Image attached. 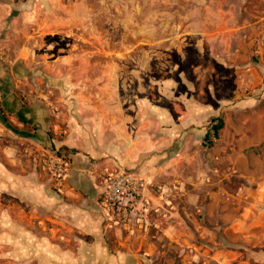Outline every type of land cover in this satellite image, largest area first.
Returning a JSON list of instances; mask_svg holds the SVG:
<instances>
[{"label":"rangeland","instance_id":"obj_1","mask_svg":"<svg viewBox=\"0 0 264 264\" xmlns=\"http://www.w3.org/2000/svg\"><path fill=\"white\" fill-rule=\"evenodd\" d=\"M6 7L7 73L23 100L48 109L54 143L0 120V264H39L43 240L76 260L81 241H98L104 264H264V0H0ZM120 106L133 155L77 150L92 184L106 172L140 174L142 228L99 206L96 235L70 233L54 212L10 196L7 170L28 190L58 191L67 179L52 174L57 148L69 160V142L93 138L99 111L117 116ZM217 116L225 126L210 147Z\"/></svg>","mask_w":264,"mask_h":264},{"label":"crops","instance_id":"obj_2","mask_svg":"<svg viewBox=\"0 0 264 264\" xmlns=\"http://www.w3.org/2000/svg\"><path fill=\"white\" fill-rule=\"evenodd\" d=\"M6 10L7 7L0 8V28L4 27V30H7V25L1 23V20L5 21L7 17ZM223 12H219L222 17L224 16ZM2 47L5 48L4 39L3 45L0 44V52H3ZM5 53L0 54V91L3 108L11 115V122L9 121V125L6 127L13 131L16 136L25 138L31 136L30 138H33L38 144L53 145L54 142L48 134V109L42 103L23 100L20 93L17 92L16 86H14V78L10 73H7V55H5V58L3 55ZM24 71V69L15 66L11 68V72H14L16 76L24 75ZM73 110L74 117L82 116L79 108L73 106ZM99 113L97 119H94V121H98V124L94 128L95 136L93 138L90 139L84 134L81 144L74 141L69 142V145L66 144L67 153L70 154V157L68 156V177L65 185L59 184L58 191L51 190L47 184L39 183H36L33 189L28 190L21 179H16L7 170V191H9L10 196L18 198L19 203L31 199L32 202L30 203L33 205L54 212L53 221L61 224L70 233L78 232L86 235L92 233L96 235L104 222V217L100 215L99 206L101 207V205L98 202L102 197L103 186L91 183V172L93 170L89 167L88 162L83 159L85 158L84 152L90 157L121 156L124 158L123 156L127 153L133 155L137 147L136 140L129 134L128 126L124 125L132 117L129 119L124 116L128 114H124L123 106L116 109L115 113L118 117L116 115L101 114L100 111ZM123 117L126 120L122 119ZM77 145H83L84 152L78 151ZM61 147L64 148V146ZM10 152L7 150V155H10ZM132 173L140 176L139 173ZM16 190L19 194L16 193ZM96 199H98L96 202H91ZM81 242L77 248L80 258L76 260L73 251L62 249L59 245L51 246L43 240L36 247L38 257L41 256V258L39 257L41 259L39 264H86L91 260H95L96 264L105 263L101 243L97 241L94 248L90 249L89 244L84 241ZM92 253L94 255L91 256ZM49 255H51L50 258ZM82 261H86V263Z\"/></svg>","mask_w":264,"mask_h":264},{"label":"built area","instance_id":"obj_3","mask_svg":"<svg viewBox=\"0 0 264 264\" xmlns=\"http://www.w3.org/2000/svg\"><path fill=\"white\" fill-rule=\"evenodd\" d=\"M3 104L0 91V114H3ZM69 170V161L58 157L55 154L52 174L57 181L62 182L67 179ZM103 192L100 199V205L108 208L113 212H120L124 216L126 225L133 223L135 226L142 228L147 223L144 215L146 201L144 199L145 182L134 173L120 170L115 173H108L102 177Z\"/></svg>","mask_w":264,"mask_h":264},{"label":"trees","instance_id":"obj_4","mask_svg":"<svg viewBox=\"0 0 264 264\" xmlns=\"http://www.w3.org/2000/svg\"><path fill=\"white\" fill-rule=\"evenodd\" d=\"M4 110V108H3ZM0 120L4 125H9V120L6 116L0 114ZM225 123L222 117H212L206 127V134L204 137V145L212 147L216 141L220 139V132L224 128ZM66 150V148L64 149ZM67 151V150H66ZM58 157L67 160L66 155H64L60 150L55 153ZM69 161V160H68Z\"/></svg>","mask_w":264,"mask_h":264}]
</instances>
